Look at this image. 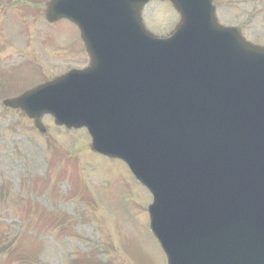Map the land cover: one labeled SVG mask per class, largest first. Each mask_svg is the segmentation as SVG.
I'll use <instances>...</instances> for the list:
<instances>
[{
  "label": "water",
  "instance_id": "95a60500",
  "mask_svg": "<svg viewBox=\"0 0 264 264\" xmlns=\"http://www.w3.org/2000/svg\"><path fill=\"white\" fill-rule=\"evenodd\" d=\"M150 0H49L90 63L5 102L85 126L153 194L150 231L167 264H264V48L223 28L212 0H161L179 14L157 39Z\"/></svg>",
  "mask_w": 264,
  "mask_h": 264
},
{
  "label": "rangeland",
  "instance_id": "374dc122",
  "mask_svg": "<svg viewBox=\"0 0 264 264\" xmlns=\"http://www.w3.org/2000/svg\"><path fill=\"white\" fill-rule=\"evenodd\" d=\"M214 4L222 24L241 26L250 42L264 46V0H214ZM29 9L39 13L38 6ZM142 17L156 35L167 34L177 20L169 5L159 1L146 5ZM11 22L4 26L13 40L8 54L26 53L28 62L0 79L4 91L0 92V264H19L15 261L19 252L25 258L22 264H73L90 250L113 264H165L148 231L151 197L123 164L83 152L77 156L82 177L75 186L73 175L69 178L63 167L55 168L52 154L72 142L82 148L89 142L85 130L66 133L45 119L47 131L42 135L23 114L1 105L3 98L38 85L46 73L52 78L65 66L86 62L77 30L69 22L61 20L46 29L25 23L16 32ZM52 68L55 71L48 73Z\"/></svg>",
  "mask_w": 264,
  "mask_h": 264
}]
</instances>
